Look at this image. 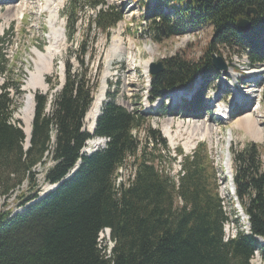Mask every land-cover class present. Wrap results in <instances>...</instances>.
Returning <instances> with one entry per match:
<instances>
[{
  "label": "trees",
  "instance_id": "obj_1",
  "mask_svg": "<svg viewBox=\"0 0 264 264\" xmlns=\"http://www.w3.org/2000/svg\"><path fill=\"white\" fill-rule=\"evenodd\" d=\"M68 2L64 17L71 43L79 33L80 13L90 9L95 14L88 17L77 47L65 53L62 78L58 71L47 76L48 92L35 94L28 148L15 117L28 75L25 68L14 75L13 62L21 53L9 58L13 34L0 37V264H252L257 253L264 259L262 145L231 149L234 196L247 217L245 225L234 196L230 212L224 207L207 145L199 144L190 156L182 149L172 156L149 114L117 104L113 83L91 135L85 119L100 87V36L107 47L124 16L103 0ZM140 4L155 42L213 29L197 60L176 53L162 61L160 72L150 73L147 99L152 104L172 91H191L197 81L220 78L213 62V55L222 57L220 50L247 56L252 67L264 65V0H159L155 9ZM251 8L255 16L248 15ZM240 18L251 22L249 34L238 28ZM205 98L204 87L198 88L185 101L187 111L202 110ZM170 111L178 114L179 108ZM98 137L107 140L105 147L83 154ZM164 157L181 158L178 177L161 169ZM128 165L127 179L121 171ZM46 184L59 187L40 198ZM15 194L21 211L9 208ZM231 220L236 234L227 236ZM105 229L113 246L100 243Z\"/></svg>",
  "mask_w": 264,
  "mask_h": 264
},
{
  "label": "rangeland",
  "instance_id": "obj_2",
  "mask_svg": "<svg viewBox=\"0 0 264 264\" xmlns=\"http://www.w3.org/2000/svg\"><path fill=\"white\" fill-rule=\"evenodd\" d=\"M68 1L0 0V37L7 31L13 34V44L9 45L7 50L11 60L16 54L21 53L19 60L13 62L15 77L20 75L21 68H25L27 80L30 79L31 73L36 72L42 74L44 83L45 78L55 74L56 71L62 78L64 71L62 59L65 53L72 48L73 44L77 47L82 38V31L86 28L88 17L95 14V11L90 9L80 13L79 33L74 43H71L67 38V20L64 17L68 12ZM103 1L121 12L124 19L112 30V39L107 47L104 38L100 36L99 58H102V62L99 64L102 73L99 90L105 71L112 61V69L106 80V91L109 89L108 84L113 83V90L117 94V104L131 112L141 110L149 114L150 124L159 129L166 138L172 156H176L178 149H182L184 155H193L199 144H206L216 175L219 194L224 200L226 211L230 212L233 197L229 192L233 177H231L233 174L231 149L241 150L249 142L258 143L262 145L264 165V65L252 67L247 56H232L220 50L221 58L227 67L226 71H221L220 78L218 75L204 83L202 80L197 81L191 91L183 88L172 91L163 100L151 104L147 99V92L150 90V65L158 64L176 53H181L188 59L197 60L211 42L213 29L209 27L201 31H192L184 37L155 42L152 30L145 22L147 11L140 3L144 2L149 4L151 9H155L159 5V0ZM152 58L154 61L148 69H145V63ZM97 65L98 62L94 66V72L97 70ZM3 82L4 76L0 75V84L3 85ZM34 82H39V78L36 77ZM200 87L206 90L205 103L202 105V110L200 108L196 113H190L187 111L185 101L190 100L191 95ZM42 89L43 87H39L33 90L34 96L37 92H43ZM28 91V89L24 90L25 94L19 100L21 106L15 115L16 119L24 107L23 103ZM105 100L104 104L107 102V99ZM176 102H179L178 107H175ZM223 102L231 114L229 120L220 122L217 107ZM172 107L179 108L178 114L170 111ZM233 114L239 116L233 117ZM246 120L249 123L256 120L263 133L262 141L253 140L252 134L244 129ZM21 126L23 127V124ZM166 127L168 133L165 132ZM105 145L103 143L99 149L104 148ZM86 147L85 150L89 152H93L96 148L91 142ZM226 152L231 157V174L230 171L227 173L223 166ZM181 162L180 157L175 162L164 157L160 167L178 177ZM131 169L128 165L127 169L121 171L127 179L131 175ZM37 171L40 184H43L44 170L39 167ZM49 186L51 185L46 184L43 189ZM16 196L17 194L11 198L9 208L13 207L15 211H21L15 206ZM241 220L245 225L248 223L245 217ZM225 232L227 236L236 234L235 223L232 220L226 225ZM100 243L102 246L106 243L113 246L107 231L100 234ZM252 264H264L260 253L255 255Z\"/></svg>",
  "mask_w": 264,
  "mask_h": 264
},
{
  "label": "bare ground",
  "instance_id": "obj_3",
  "mask_svg": "<svg viewBox=\"0 0 264 264\" xmlns=\"http://www.w3.org/2000/svg\"><path fill=\"white\" fill-rule=\"evenodd\" d=\"M154 61V58H152L149 62H146L144 67L145 69L149 68V65L151 64V62ZM112 61H110V66L108 65L107 70L105 71L104 77H103V81H102V85L101 88L99 90V93L96 95L95 97V101L94 104L91 108V110L89 111L87 118H86V128L89 131L93 130L94 127V122H95V118L97 116L98 113H100L102 111L103 108V104L104 101H106L105 99H107L106 96V80L108 79L109 75H110V71L112 69ZM38 77L39 78V87H43V89H45V83L43 81V76L41 73H31L30 74V79H28L27 84H26V89H28V94L25 97L24 100V107L21 109V111L18 114V119L21 120L24 131H25V135H26V146H28L29 143V139H30V133H31V125H32V119H33V110H34V92L33 90H35V83H34V79ZM175 109V107H172L171 110ZM249 119H251L249 117ZM253 120V119H252ZM244 129L246 131H249L252 134L253 140L255 141H262L263 139V133L262 130L259 129L258 124L255 121H252V123H249L248 120H246V122L244 123ZM165 132L168 133V129L167 127L165 128ZM101 139H94V140H90L89 142H91L93 145L95 144V147H98V143ZM88 142V143H89ZM87 148V147H86ZM85 150V149H84ZM224 168L226 169L227 173H229L230 169H231V157L229 155L228 152L225 153V160H224V164H223ZM231 174V171H230ZM49 188V187H48ZM48 188H46L43 192H45L46 190H48Z\"/></svg>",
  "mask_w": 264,
  "mask_h": 264
},
{
  "label": "water",
  "instance_id": "obj_4",
  "mask_svg": "<svg viewBox=\"0 0 264 264\" xmlns=\"http://www.w3.org/2000/svg\"><path fill=\"white\" fill-rule=\"evenodd\" d=\"M198 2H203L205 0H197ZM248 15H253L255 16L256 15V11L254 9H249L248 10ZM237 26L238 28L240 29L241 32H243L244 34H249L251 32V22L248 20V19H243V18H240L237 22ZM213 62H214V65L215 67L217 68L218 71H226L227 70V67L224 63V61L222 60L221 57H217L216 55H213ZM162 70V62H160L159 64H151L150 65V73L151 74H157L158 72H160ZM44 81V80H43ZM35 83V88L36 89H39V83L38 82H34ZM46 85V84H45ZM26 91V86L23 87V91ZM44 94H46L48 92V87L46 86L45 89H42ZM34 99H35V96H34ZM103 109V108H102ZM34 111H35V101H34V110H33V118H34ZM89 113V112H88ZM102 114V111L100 113L97 114L96 118H95V122H94V127H93V130L92 131H89L87 128H85L91 135H94L95 133V130H96V124H97V119L101 116ZM88 115V114H87ZM87 118V116H86ZM33 121V119H32ZM86 121V119H85ZM20 128L23 130V132L25 133L24 129L22 128V126H20ZM31 132H32V125H31ZM30 139H31V133H30ZM30 139H29V143H28V146H26V148H28L30 146ZM99 139V138H97ZM101 140H103L102 138H100ZM101 140L99 141V143L101 144ZM104 144H106L107 140H103ZM100 145L98 144V147ZM96 147V148H98ZM83 154L85 153V150H83L82 152ZM78 167L79 165L76 167V169L72 172V174H70L68 177H71L73 176V174L78 170ZM233 176V174H231V177ZM59 187V185H53V186H49L48 190H46L45 192H43L41 194V197L40 198H43L44 196L48 195L50 192H53L54 190H56L57 188ZM231 189L233 191V194L235 193V186H234V181H233V177L231 179ZM236 208L240 211L242 217H245L246 216L243 214V211H242V208L240 206V204H238V201L236 199ZM261 243L264 244V241L261 240Z\"/></svg>",
  "mask_w": 264,
  "mask_h": 264
}]
</instances>
